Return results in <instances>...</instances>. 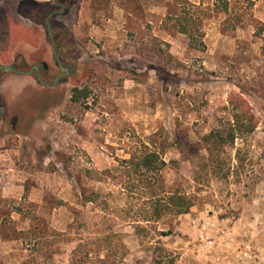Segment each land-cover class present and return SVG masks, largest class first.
I'll use <instances>...</instances> for the list:
<instances>
[{
  "label": "rangeland",
  "instance_id": "obj_1",
  "mask_svg": "<svg viewBox=\"0 0 264 264\" xmlns=\"http://www.w3.org/2000/svg\"><path fill=\"white\" fill-rule=\"evenodd\" d=\"M184 1L206 10L202 50L171 20ZM250 1L246 10L245 0H229L225 15L212 11L214 0H57L65 14L50 30L75 74L45 87L42 118L0 124V264H149L157 237L138 238L130 223L147 195L121 167L143 146L166 162L152 188L194 201L188 214L155 224L172 232L159 240L181 264H264V38L254 35L264 0ZM17 10L29 26L27 2ZM25 81L41 88L33 75L2 74L0 91ZM232 92L258 126L234 145L242 165L227 148L212 173L201 139L226 118Z\"/></svg>",
  "mask_w": 264,
  "mask_h": 264
},
{
  "label": "trees",
  "instance_id": "obj_2",
  "mask_svg": "<svg viewBox=\"0 0 264 264\" xmlns=\"http://www.w3.org/2000/svg\"><path fill=\"white\" fill-rule=\"evenodd\" d=\"M245 1L247 2L245 8L247 10L252 6V2L250 0ZM179 7L178 15L171 18L177 26L178 33L187 37L189 48L194 50L204 49L203 34L200 28L206 16V10L201 5H195L187 1L181 2ZM50 11L51 9L48 4L35 5V8L32 10L34 16H31V18L35 24L45 26L44 21L46 16L51 13ZM212 11L227 15L230 11L229 0H214ZM236 28L237 26H232V29ZM254 35L264 38L263 23L257 24ZM262 50L264 53V45ZM74 92H77L79 95L82 94V97L87 98V93L84 91L81 92L75 89L73 90ZM74 99H76V96L72 98V100ZM227 103L228 106L224 108L227 111L224 121L201 139L204 150L207 153V164L204 168L213 167L212 173L215 170L214 167L220 166V159L225 155L227 148H234L237 141L245 142L258 126L249 103L240 93H230ZM29 113L28 111L27 114L25 113V115L21 116L19 121L28 119L30 117ZM234 150L233 161L242 165L244 162L242 149L234 148ZM121 164L130 180L140 184L147 195L142 203L143 206L131 215L132 220L130 223L138 238L151 240L153 236L156 235L157 237L148 249L151 255L149 264H181L178 256L167 250L159 240V237L169 236L172 232H160L155 227V224L167 215L182 216L188 214L194 206L192 197L180 191L167 192L163 186L160 192L152 188L158 181L154 177L159 176L166 167L163 152L152 151L147 146H143L140 150L131 154L129 159L123 160ZM218 170L217 175L223 173L218 178L226 180L230 174L229 169L226 172H221L223 171L222 168ZM132 187L131 184L130 188ZM88 202H92V200H88Z\"/></svg>",
  "mask_w": 264,
  "mask_h": 264
},
{
  "label": "crops",
  "instance_id": "obj_3",
  "mask_svg": "<svg viewBox=\"0 0 264 264\" xmlns=\"http://www.w3.org/2000/svg\"><path fill=\"white\" fill-rule=\"evenodd\" d=\"M8 0H0V66L13 67L14 64L23 63L26 67H30L39 61L52 68L53 63V46L51 44V52L46 45V35L41 25H37L30 21L29 26H24L21 23L23 18L19 15L17 6L20 2L27 4L43 5L52 3V0H13L12 8L7 3ZM58 16V15H56ZM62 16V15H59ZM50 58L52 62L50 63ZM23 71L22 69H17ZM24 72V71H23ZM2 74H10L18 77L30 78L32 75H25L17 72L5 71L0 69V77ZM17 74V75H16ZM35 78V77H34ZM29 86L23 87L22 90L14 86L13 92L3 90L0 91V124L8 128H16L19 125V119L25 115V110L32 112V106L37 107L34 113L25 120L26 124L30 118L39 120L44 114V105L49 101V95L45 86L38 84L41 88H33L31 82ZM25 85V84H24ZM50 90V88H47ZM30 102H33L30 106ZM29 107V110H28ZM41 111L37 116L36 112ZM23 111V112H22ZM37 118V119H36ZM32 125V124H31Z\"/></svg>",
  "mask_w": 264,
  "mask_h": 264
},
{
  "label": "flooded vegetation",
  "instance_id": "obj_4",
  "mask_svg": "<svg viewBox=\"0 0 264 264\" xmlns=\"http://www.w3.org/2000/svg\"><path fill=\"white\" fill-rule=\"evenodd\" d=\"M35 5L36 4L29 3L28 7L32 11L35 8ZM50 5L61 8L60 11L53 10L50 14H48L46 16V19L44 21L45 22V26H46V30H47L46 40H48L53 46L54 59H53L52 68L49 67V65L45 64L43 61H39L38 63L30 66V69L28 71H26V72L17 70V69L27 68L23 63H19V65L14 64L13 67H11V68H13L14 72H17V73H21V74H25V75H33L35 77V80H36V82L38 84H41V85L45 86L46 88L52 89L57 84H59V83L62 84L63 82H65V78L66 77H72L75 74V72H74L75 66L71 62H67V61H64V60L59 58V55H60V53L63 50V46L59 45L57 47L55 38L53 36V33H51L50 25H49V20L51 18H53L54 16H56V15L64 16V14H65V6L63 4L58 3L57 0H52V3ZM28 19L33 22L31 16L28 17ZM48 26H49V28H48ZM50 33H51V35H50ZM35 67H37V69H35ZM64 68L67 69V74L66 75H64L65 74V71L63 70ZM55 70H59L60 72L58 74H55ZM72 70H73V72H72ZM54 75H55V79H54L53 83L49 84V81L51 80V77L54 76ZM55 81H57V84L55 86H53ZM48 86H52V87H48ZM41 111L38 110L36 112L37 116L39 115V113H41Z\"/></svg>",
  "mask_w": 264,
  "mask_h": 264
},
{
  "label": "water",
  "instance_id": "obj_5",
  "mask_svg": "<svg viewBox=\"0 0 264 264\" xmlns=\"http://www.w3.org/2000/svg\"><path fill=\"white\" fill-rule=\"evenodd\" d=\"M48 28H49V26H48ZM50 35H51V33H50ZM0 69L5 70V71L14 72L13 68H11V67L0 66ZM35 69H37V67H35ZM63 70L65 71V74L64 75H66L67 74V69L64 68ZM56 84H57V81H55V83H54L53 86H55ZM48 87H52V86H48Z\"/></svg>",
  "mask_w": 264,
  "mask_h": 264
}]
</instances>
